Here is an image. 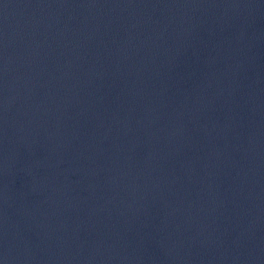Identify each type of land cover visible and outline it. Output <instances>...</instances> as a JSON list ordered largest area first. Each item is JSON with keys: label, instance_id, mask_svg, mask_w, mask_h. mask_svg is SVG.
<instances>
[{"label": "water", "instance_id": "obj_1", "mask_svg": "<svg viewBox=\"0 0 264 264\" xmlns=\"http://www.w3.org/2000/svg\"><path fill=\"white\" fill-rule=\"evenodd\" d=\"M0 264H264V0H0Z\"/></svg>", "mask_w": 264, "mask_h": 264}]
</instances>
